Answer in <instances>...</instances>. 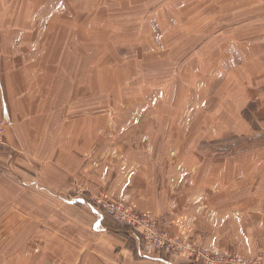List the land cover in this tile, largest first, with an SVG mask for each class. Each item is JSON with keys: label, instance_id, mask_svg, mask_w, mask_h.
<instances>
[{"label": "rangeland", "instance_id": "rangeland-1", "mask_svg": "<svg viewBox=\"0 0 264 264\" xmlns=\"http://www.w3.org/2000/svg\"><path fill=\"white\" fill-rule=\"evenodd\" d=\"M0 74V264L264 263V0H0Z\"/></svg>", "mask_w": 264, "mask_h": 264}, {"label": "crops", "instance_id": "crops-1", "mask_svg": "<svg viewBox=\"0 0 264 264\" xmlns=\"http://www.w3.org/2000/svg\"><path fill=\"white\" fill-rule=\"evenodd\" d=\"M19 84L21 83L19 82ZM25 91L26 90L23 87H20L17 84L9 83V80L8 79L5 80L3 75L0 74V112H1V116L6 121L10 122V130H14L15 133L18 131V129L21 132V125L20 124L17 125L15 124V122L18 121L19 115L21 117L28 118L29 110L26 104L32 103V99H33L32 96L23 95ZM23 123L25 126H30L29 120ZM17 138L19 140L21 139V136H18ZM21 140L23 141V136ZM23 143L24 142H22V144ZM2 155L3 154L0 152V159L2 158ZM223 155L224 154L220 153V154L215 155V157L223 156ZM24 172L25 171H23V173ZM0 181L3 182L1 176H0ZM18 181H19V184L18 183H15V184L19 187L20 191L28 190L29 192L30 191L41 192L43 194L48 195L49 197H56V195H53L52 192L46 189L45 187L41 188L38 182L34 179L33 180L24 179L21 175V178H19ZM33 188L35 189V191L32 190ZM58 199L65 206H80L83 210L86 209L89 212V214L87 216L83 214V216H86L89 220L93 219L91 222V232L92 233L106 234L108 232V230L105 229L103 227V224L101 223L102 214L97 208H95V206L91 204V202L86 201V199L82 197L73 198V199H67V198L62 199L61 197H58ZM79 227L83 228L80 225ZM152 262L156 264H182L176 259H157V260L155 259V261H152Z\"/></svg>", "mask_w": 264, "mask_h": 264}, {"label": "built area", "instance_id": "built-area-1", "mask_svg": "<svg viewBox=\"0 0 264 264\" xmlns=\"http://www.w3.org/2000/svg\"><path fill=\"white\" fill-rule=\"evenodd\" d=\"M0 136H2V134H0ZM1 141L2 140H1V137H0V145H1ZM132 223H133V225L135 226L136 229H144L145 230L143 225H139V223L135 224L134 222H132ZM144 235H146V233ZM221 263L222 264H264V263H262L260 258L252 259L251 261H246L245 259H243L241 257H233V258H230L227 262L221 261Z\"/></svg>", "mask_w": 264, "mask_h": 264}, {"label": "trees", "instance_id": "trees-1", "mask_svg": "<svg viewBox=\"0 0 264 264\" xmlns=\"http://www.w3.org/2000/svg\"><path fill=\"white\" fill-rule=\"evenodd\" d=\"M105 221H106V218H105V216L103 215L102 220H101V223H102V224H106ZM128 227H129V226H128ZM128 227H127V228H128Z\"/></svg>", "mask_w": 264, "mask_h": 264}]
</instances>
